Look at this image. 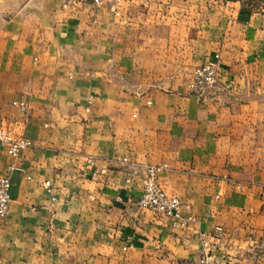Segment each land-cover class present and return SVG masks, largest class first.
<instances>
[{"label":"crops","instance_id":"obj_1","mask_svg":"<svg viewBox=\"0 0 264 264\" xmlns=\"http://www.w3.org/2000/svg\"><path fill=\"white\" fill-rule=\"evenodd\" d=\"M62 3L0 0V129L33 143L0 149V264H264V15L225 0ZM215 52L217 85L190 94ZM159 163L160 187L190 207L184 228L138 206Z\"/></svg>","mask_w":264,"mask_h":264},{"label":"built area","instance_id":"obj_2","mask_svg":"<svg viewBox=\"0 0 264 264\" xmlns=\"http://www.w3.org/2000/svg\"><path fill=\"white\" fill-rule=\"evenodd\" d=\"M118 0H63L62 7L67 8L75 3H90L101 5L107 3L111 12L116 13ZM220 74V55L215 52L210 59L195 66L187 82L188 92L202 96L209 90L215 88ZM19 109H26L25 102H13ZM92 104V96L86 99L85 110L89 111ZM32 141L24 137H13L8 131L0 129V149L6 155L17 157L23 150L31 147ZM125 159H123L124 161ZM166 169V164L159 163L148 165L144 169L142 178V192L138 199V206L152 212L162 214L169 219L170 225L175 228H184L193 221L190 207L184 204L177 196L167 194L158 184L159 173ZM44 187L51 192L50 181L44 182ZM11 202V181L9 177L0 175V222L4 220L9 211ZM210 255L204 252L198 264H213Z\"/></svg>","mask_w":264,"mask_h":264},{"label":"rangeland","instance_id":"obj_3","mask_svg":"<svg viewBox=\"0 0 264 264\" xmlns=\"http://www.w3.org/2000/svg\"><path fill=\"white\" fill-rule=\"evenodd\" d=\"M225 1L238 3L242 9L247 10L250 13L264 15V0H252V4H251L252 7L243 6V2L247 0H225Z\"/></svg>","mask_w":264,"mask_h":264},{"label":"trees","instance_id":"obj_4","mask_svg":"<svg viewBox=\"0 0 264 264\" xmlns=\"http://www.w3.org/2000/svg\"><path fill=\"white\" fill-rule=\"evenodd\" d=\"M251 4H252V0H247V1L243 2L244 7H252Z\"/></svg>","mask_w":264,"mask_h":264}]
</instances>
